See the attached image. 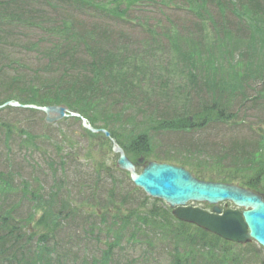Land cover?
<instances>
[{
	"label": "rangeland",
	"instance_id": "374dc122",
	"mask_svg": "<svg viewBox=\"0 0 264 264\" xmlns=\"http://www.w3.org/2000/svg\"><path fill=\"white\" fill-rule=\"evenodd\" d=\"M107 2L108 0H91L90 6L105 8ZM217 2L207 6L206 10L200 9L197 5H192L191 10H187L186 0H151L130 10L125 20L120 22L100 10L86 9V7L77 9L71 17L79 22L77 31L93 34L91 38L96 48L105 47L109 55L114 52L117 57H121L120 64L125 62L128 64L129 69L133 71L130 81L134 82L132 86L129 85V88H137V86L142 88L140 94L134 92L123 101L122 97L114 98L120 101L109 108L104 102V111L100 114L102 116L113 114L112 118L115 121L118 117L117 121L121 125L120 135L125 136L126 131L131 128L130 125L145 123L150 120V117L166 118L175 114L172 111L174 109L181 112L185 110L170 107L174 97H177L180 102L183 100L182 91L174 93L178 88L189 95L190 104H188L187 114H194L202 105L210 103L212 97H219L217 94L223 89V83L219 82L216 86H212V74L206 70V59L210 60V56L216 58L215 63L219 62L224 66L234 63L238 65L236 76L239 81L246 82L242 85L245 88V94L256 95L255 90H257V98L245 104L242 101L239 105L231 99L230 109L225 113V119L228 120L212 124L210 128L199 129V132L188 131L195 142L187 141L190 138L189 135L180 133L179 135L165 134L166 132L154 134H156V142L163 149L174 150L176 155H180L179 152L191 153L190 159L176 158L178 161L191 167H195L194 163L198 162V166L205 167L208 170L205 172L214 174L215 177L224 175L227 179L239 178L244 171L249 170V166L257 165V172H261L263 176L259 189L264 193V169L258 164L261 162L264 165V139L252 132L258 126L257 122L264 123V85L261 83L263 77L262 72L258 73L261 68L255 63L256 59L262 61L260 53L264 42L261 43L259 39H255L258 51L254 53L250 28L254 22L253 19L261 18L264 23V0H231L230 4L228 0H219L221 4L219 8H217ZM77 5L79 4L74 6ZM10 7L13 6L10 5ZM43 8L51 15H47ZM35 10H42L41 16L50 18L48 23L52 25L55 11L46 6H36ZM10 12L11 10L0 11V64L2 57L10 55L12 59L20 60L22 66L33 69L32 64H36L39 54L47 47L48 39L46 35L36 34V31L30 27H21L18 19L11 21L10 15L14 13ZM260 26L264 29V24ZM101 34L105 36L99 37ZM262 37L264 38V33ZM23 46L29 47V51L24 52ZM19 48L22 49L19 50ZM252 53L256 57H253ZM181 61L188 69H192L195 78L191 81L196 82L195 85L190 84L184 77L181 84L176 79L175 75H178L180 68L184 65ZM12 75L13 73L8 72L6 77L0 73L4 85L13 87L12 90L25 89L26 87L23 86L17 89L20 85L9 86ZM109 79L108 74L103 75L102 80L106 85ZM110 84V88L116 87L113 81ZM117 86L125 87L121 84ZM3 88L4 86L0 85V89L3 90ZM211 88L218 89L212 92ZM127 95L128 92L125 96ZM110 97L109 95L108 99ZM77 124L70 120H63L46 127L43 125L42 114L36 115L13 108L0 110V186H2L0 195L3 198H0V219L3 217L2 212L8 210L9 206L14 207L11 224H14L16 228L13 237L6 240L12 241L15 236L17 237L19 228L21 240H17L19 243L16 248L29 244L31 252L25 251L27 257L36 260L40 256L46 259L48 264H93L99 262V257L104 253L103 244H96L93 248V245L81 239L83 232L78 225L81 223L79 218L69 216L63 220L64 215L69 214L67 209H63L61 215H56L60 217L62 225L54 233L56 239L44 244V247L48 248V254L45 250L40 253L39 249H36L38 244L36 239L39 236L35 233L40 229L36 228L35 223L41 216L40 213L35 223L29 224L26 220L32 210V204L28 196L23 197L25 190L22 187L25 184H29L40 194L47 193L53 197L49 205H51V212L55 213L63 200L70 198V200L78 201L80 198L77 197L82 191L86 189L89 191L93 187L90 180H85L81 176V172H91L98 162L109 165L113 163L112 156L99 153V139L87 137L81 131L80 124ZM5 126H9L14 133L22 129L25 133L36 135L39 139L35 142L34 148L28 146L19 151L20 147L25 146H22L23 135L19 136L11 132L12 135L3 136L6 134ZM152 138L154 140L155 136L152 135ZM28 161L31 165H28ZM50 164L54 168L53 174L50 173ZM115 178H117L116 182L121 181L122 194L127 192L134 195L132 199L126 201V206H123L125 210L135 206L132 200L137 201L136 204L143 200L144 195L132 190L123 176L115 175ZM66 185L69 189V197L66 190L62 188ZM59 186L61 187L57 191ZM38 187L43 190H38ZM44 199L49 198L45 196ZM49 201L50 199L47 202ZM47 202L44 206L48 205ZM223 206L224 204L221 205ZM0 227L3 229L2 231L0 229L1 242L4 239L5 230L2 223ZM145 231L137 232L126 228L121 234L122 240L118 244V249H114L112 262L109 264H171V252L169 248L167 250L166 245L160 244L157 245L158 247L147 248V243H159L160 240L156 234ZM32 232L34 238H32ZM131 232L136 233L134 240L129 239ZM78 233L81 235L78 236ZM136 240L138 244L134 245L133 241ZM127 242L134 246L130 247ZM9 245L11 244L0 243V262L3 263L6 260L7 264H18L16 259L10 258L12 248ZM97 245L100 246L99 249ZM125 245V250H120V247ZM260 254L264 258V251H260Z\"/></svg>",
	"mask_w": 264,
	"mask_h": 264
},
{
	"label": "trees",
	"instance_id": "16d2710c",
	"mask_svg": "<svg viewBox=\"0 0 264 264\" xmlns=\"http://www.w3.org/2000/svg\"><path fill=\"white\" fill-rule=\"evenodd\" d=\"M91 0H0V11H9L14 13L10 15L11 21L18 19L21 27H30L36 34L46 35L47 47L41 51L39 58L36 60V64L33 63V69L22 66L20 60L12 59L9 57H2L0 64V73L6 75L11 72L13 75L10 77L9 86L20 85L15 88H25L20 90H12L13 87H6L0 78V85L4 86L3 90L0 89L2 97L0 104L4 101L15 99L24 104H65L68 108L76 110L82 116H84L90 124L95 127H102L107 129L111 136L124 148L126 154L130 159L135 160L139 157H144L145 160H154L158 162H165L171 164H179L189 169L197 178L203 180H214L215 177L210 176L201 169L192 167L188 164L181 163V157L174 155L169 151H157L155 144H153L152 135L154 133L166 132H181L188 129H192L195 126L205 125L208 121L214 119H224L225 111L231 105V98L225 97L224 92L228 90L235 92V90H241L243 94L245 88H234L235 81L238 82L237 76H231L229 84L231 88H223L218 91L217 96L212 97L210 103H205L196 110L192 115V120L186 116L188 112V104L178 109L185 110H172L175 114L169 115L168 119H160L150 117L149 121L141 123L142 125H130V129L126 131V136L120 135L121 125L120 122L115 121L112 116L113 114H107L102 116L100 113L104 111V102L107 107H111L113 104L120 100L114 99L116 97L128 98L136 92L140 94L138 88H121L118 84H123L125 81H130L132 75L125 71H121V57L113 52L109 55V52L105 50V47L96 48L95 44H91L93 34L83 31H77L79 22L71 18L67 9H75L74 5L92 7L90 6ZM149 0H108L106 3L107 7L104 8V12L109 15L112 19H125L131 8L146 3ZM205 2V1H204ZM203 2V3H204ZM189 5L193 3L188 1ZM46 6L52 9L54 12V20L52 25L48 23L50 18H43L41 16L42 10H35L36 6ZM10 5L13 7L11 8ZM104 6V5H101ZM77 7V6H76ZM47 15H51L46 11ZM245 15V11L243 12ZM53 19V18H52ZM51 20V19H50ZM250 28L252 30L251 41L254 44L255 39H259L261 43L264 42L262 33L264 29L260 26L264 24L261 18L253 19ZM105 36L104 34L99 37ZM36 45L34 44V48ZM24 52L29 51V47L23 46ZM22 48H19L21 50ZM254 53L256 52L253 49ZM253 57H256L252 53ZM18 56V55H17ZM262 61H260L259 67H262L264 73V50L261 51L260 55ZM123 61V60H122ZM236 66V65H235ZM108 74L109 80L105 82L102 80L103 75ZM8 79V78H5ZM116 85L115 88H110V82ZM212 82L218 84L215 78H212ZM37 84V85H36ZM225 84V82H224ZM23 86V87H21ZM218 88H211L212 92ZM210 90V88H209ZM128 92L127 97L125 96ZM111 96L108 99V96ZM118 95V96H117ZM226 101H222L225 100ZM118 100V101H117ZM248 101L243 97V102ZM182 114L183 116H179ZM225 120V119H224ZM125 125V124H124ZM101 137V136H99ZM124 142V143H123ZM107 146V145H106ZM101 150L106 151L103 145ZM177 158V159H176ZM186 162V161H185ZM258 164H262L258 162ZM257 165L249 166V174L247 177H251V173L257 169ZM248 172V171H247ZM254 173V172H253ZM259 175L255 176V179L248 180L247 182H238L249 188H256L258 183ZM1 177V176H0ZM221 179H225L226 176H218ZM237 180L235 177L230 178L228 181ZM2 190V186H0ZM25 192L23 197L28 196L29 202L32 204V210L29 216L26 218L27 221H31L35 215L42 212V216L37 222L41 227L44 226L48 229L46 221L51 219L56 228L60 226V221L51 214V206H47L45 201H42L44 197L39 195L33 189L28 188L27 185L24 187ZM135 190V189H134ZM114 193L107 191V197L105 199L96 200L93 204H85L82 202V211L85 213L83 219L99 218L100 224H106L109 221V231L111 226H115L117 223L122 227L120 230L124 232L126 228H130L133 231L147 230L151 234L158 236L159 245L164 244L170 249L171 252V264H264L257 253L261 250L254 244H248L246 246H236L220 240L219 238L203 232L196 227L188 224H184L176 221L170 213V210L162 204H158V201H150L144 196V200L148 203H153L152 206L148 207L146 204H140L137 207L130 209L126 214H121L120 206H118L114 200ZM47 206V207H46ZM85 206L89 208L95 207V214L91 211L86 213ZM12 206H9L8 210L2 212L3 217L0 223L5 230L4 239L1 240L2 244L9 245L12 248L10 258L16 259L17 263L20 264L17 254L23 262V254L21 250L16 248L17 237L15 236L12 241L6 240L7 238L13 237L15 232V226L11 224L13 220ZM112 217H111V214ZM12 226V227H11ZM11 227V228H10ZM1 231L3 230L0 227ZM7 232V233H6ZM146 232V231H145ZM131 240L136 237L135 232H131ZM149 236V234H148ZM121 235H114V240L119 241ZM47 237H44V240ZM113 240V241H114ZM161 242V243H160ZM106 243V242H105ZM152 245V243H150ZM115 244H107V251L104 252V259L102 261L93 264H109L112 258V251ZM8 247V248H9ZM20 248V246L18 247ZM259 258V259H258ZM1 260V259H0ZM260 260V261H258ZM258 261V262H256ZM0 264H7V261L0 262Z\"/></svg>",
	"mask_w": 264,
	"mask_h": 264
},
{
	"label": "water",
	"instance_id": "95a60500",
	"mask_svg": "<svg viewBox=\"0 0 264 264\" xmlns=\"http://www.w3.org/2000/svg\"><path fill=\"white\" fill-rule=\"evenodd\" d=\"M6 105L41 111L45 114L47 124H53L67 117L65 106H22L10 101L1 107ZM82 125L92 133L101 132L109 138L113 153L118 154L117 167L128 172L131 182L141 188L145 194L164 201L172 208L175 219L195 225L229 242L245 244L254 240L264 248V200L260 195L234 185L198 180L185 169L168 164L149 162L141 173H136L135 165L125 156L124 151L107 131L93 129L85 120H82ZM258 131L264 133L260 128ZM141 161L140 159L139 162ZM225 200L242 208V212L226 210L221 214L217 204ZM189 202L214 205L213 213L189 207L187 206Z\"/></svg>",
	"mask_w": 264,
	"mask_h": 264
}]
</instances>
